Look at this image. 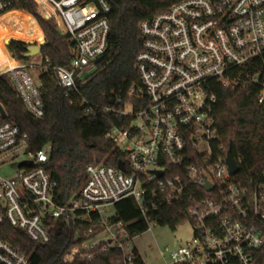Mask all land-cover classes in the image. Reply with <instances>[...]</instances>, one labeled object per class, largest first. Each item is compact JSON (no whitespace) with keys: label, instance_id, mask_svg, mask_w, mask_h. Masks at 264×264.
<instances>
[{"label":"built area","instance_id":"2783aa9c","mask_svg":"<svg viewBox=\"0 0 264 264\" xmlns=\"http://www.w3.org/2000/svg\"><path fill=\"white\" fill-rule=\"evenodd\" d=\"M33 1L36 13L53 20L59 34L73 41L69 66L55 68L68 96L76 90V76L90 70L106 51L111 5L108 0ZM13 2L0 0V13ZM139 29L141 48L134 65L140 83L128 90L138 105L125 104L121 111L133 113L134 120L128 128L107 134L127 153V165L122 170L88 165L79 192L58 204L55 182L46 170L50 145L32 150L28 134L0 112V168L6 153L25 154L13 174L0 173V224L43 245L51 240L52 220L86 221V238L69 249L66 261L76 254L92 259L114 247L121 251L123 264H136L140 257L127 223L115 220V211L109 213L108 207L132 197L146 217L147 184L169 202L193 182L206 193L188 211L193 237L175 250L161 251L165 264H264V170L244 181L235 178L239 170L230 173L226 156L212 160L211 146L217 134L212 116L216 84L256 85L257 100L264 102V73L241 69L264 52V0H178L142 20ZM5 56L0 75L7 77L26 110L41 118L44 105L31 65L6 51ZM234 161L239 166L240 158ZM205 182L211 190L202 187ZM0 264L31 262L28 254L0 238Z\"/></svg>","mask_w":264,"mask_h":264},{"label":"trees","instance_id":"16d2710c","mask_svg":"<svg viewBox=\"0 0 264 264\" xmlns=\"http://www.w3.org/2000/svg\"><path fill=\"white\" fill-rule=\"evenodd\" d=\"M176 1L108 0L111 11L108 14L110 32L106 51L98 63L92 62L88 66L90 70L76 76V90L68 96L55 76V68L69 66L73 41L59 34L53 20L36 13L33 0H14L10 9L0 13L1 16L10 10L24 11L44 35L37 76L44 115L36 118L26 110L5 75H0V103L7 113L6 120L14 122L28 134L32 150L50 145L46 170L55 182L53 198L58 204L65 203L71 195L79 192L86 180L88 165L104 164L120 170L123 164L127 165V153L107 134L113 128H128L134 120L133 113L123 115L121 111L125 104L138 105L135 98L128 96V90L140 83L134 65L135 54L141 48L139 23ZM7 38L11 37L0 36V42ZM27 44L18 37L12 39L6 48L13 58L28 61L29 57L23 56ZM241 69L251 74L264 73V52ZM213 91L216 102L212 116L217 134L211 143L212 160L224 158L229 150L234 159L240 158L235 178L244 181L255 177L264 170V102L257 100L259 87L223 88L216 84ZM147 189L144 200L146 217L132 197L113 206L114 219L127 223L131 237L146 231L151 221L171 229L185 221L190 222L189 209L206 195L193 182L177 199L169 202L160 198L161 193L153 184H147ZM50 223L51 240L47 244H34L21 230L7 223L0 224V238L28 254L31 264H123L121 251L114 247L92 259L76 254L71 261H66L64 256L72 246L86 238L84 232L90 225L86 221L66 222L63 219ZM136 264L143 262L138 258Z\"/></svg>","mask_w":264,"mask_h":264},{"label":"rangeland","instance_id":"374dc122","mask_svg":"<svg viewBox=\"0 0 264 264\" xmlns=\"http://www.w3.org/2000/svg\"><path fill=\"white\" fill-rule=\"evenodd\" d=\"M23 12L12 10L0 16V36L11 37L3 40L2 43L0 42V61L5 60V51L9 54L5 44L8 39L22 37L26 43H40L44 41V35L41 29L38 28L39 26L37 27ZM26 62L31 65L29 71L35 82H37L41 65L39 54L30 56ZM126 109L128 110L129 106ZM24 155L22 150L6 153L4 155L6 164L0 168V173L3 175L13 174L17 168V163L23 159ZM108 211L109 213H113L114 208L109 206ZM192 237L193 228L189 221H185L175 229L151 221L149 228L143 233L134 236L130 242L135 247L143 264H165L161 251H164L166 247H168L169 251L175 250L190 242Z\"/></svg>","mask_w":264,"mask_h":264},{"label":"water","instance_id":"95a60500","mask_svg":"<svg viewBox=\"0 0 264 264\" xmlns=\"http://www.w3.org/2000/svg\"><path fill=\"white\" fill-rule=\"evenodd\" d=\"M12 39H8L6 40V45H8L10 43ZM43 44V42H40V43H28L26 45V52L23 54L24 57H30L34 54H39L40 53V47L41 45ZM102 59V56L96 58L94 60V63H98L100 60ZM0 112L2 114L3 117H6V112L4 110V108L2 106H0ZM225 162H226V165L228 167V170L230 171L231 174H234L236 173L238 170H239V166L235 163L230 151L228 150L227 153H226V158H225ZM24 164H28L30 165V161H27L25 162ZM118 167L119 168H122V165L121 164H118ZM159 176L162 174L161 171H155ZM202 187L209 191L212 189V185L208 182H205L202 184Z\"/></svg>","mask_w":264,"mask_h":264},{"label":"crops","instance_id":"0c3cea01","mask_svg":"<svg viewBox=\"0 0 264 264\" xmlns=\"http://www.w3.org/2000/svg\"><path fill=\"white\" fill-rule=\"evenodd\" d=\"M7 13V12H6Z\"/></svg>","mask_w":264,"mask_h":264}]
</instances>
